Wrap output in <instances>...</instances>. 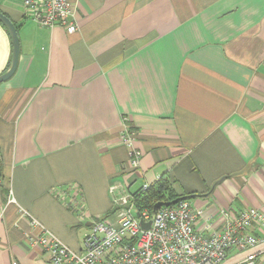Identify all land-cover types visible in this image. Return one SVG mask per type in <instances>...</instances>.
<instances>
[{"label": "crops", "instance_id": "obj_1", "mask_svg": "<svg viewBox=\"0 0 264 264\" xmlns=\"http://www.w3.org/2000/svg\"><path fill=\"white\" fill-rule=\"evenodd\" d=\"M0 12L20 39L0 84V264H51L33 219L83 251L113 186L165 177L207 215L264 213V0H78L72 34L30 20L22 0ZM12 59L0 21V76Z\"/></svg>", "mask_w": 264, "mask_h": 264}, {"label": "built area", "instance_id": "obj_2", "mask_svg": "<svg viewBox=\"0 0 264 264\" xmlns=\"http://www.w3.org/2000/svg\"><path fill=\"white\" fill-rule=\"evenodd\" d=\"M26 16L36 24L67 33L77 31L74 19L78 0H22ZM124 145L131 146L135 131L124 119ZM141 152L131 149L132 168H139ZM145 183L136 194H116L110 188L114 211L99 217L84 238V250L76 252L33 219L40 230L29 241L38 245L51 264H255L264 254V213L255 208L232 211L221 208L216 217L193 205L190 199L163 206L153 216L137 209V199L151 188ZM14 201V198H11ZM5 210H0V222ZM142 222L150 223L148 229ZM203 222V231L197 228Z\"/></svg>", "mask_w": 264, "mask_h": 264}, {"label": "trees", "instance_id": "obj_3", "mask_svg": "<svg viewBox=\"0 0 264 264\" xmlns=\"http://www.w3.org/2000/svg\"><path fill=\"white\" fill-rule=\"evenodd\" d=\"M169 180L162 177L156 184H154L148 191L141 194L137 199V209L139 211L148 210L153 213L154 206L159 202H172L181 198Z\"/></svg>", "mask_w": 264, "mask_h": 264}, {"label": "water", "instance_id": "obj_4", "mask_svg": "<svg viewBox=\"0 0 264 264\" xmlns=\"http://www.w3.org/2000/svg\"><path fill=\"white\" fill-rule=\"evenodd\" d=\"M0 21L9 30L11 37H12V42H13L12 66L5 74L0 76V84H1L3 82H6L7 80H9L14 75V73L18 67V62H19V57H20V39H19L17 27L14 25V23L11 21V19L8 16H6L5 14H3L2 12H0ZM193 197H195V196L191 195V196H185V197L178 198L172 202H159L154 206L153 216L155 215L156 211L163 206L175 205L181 200L191 199ZM142 226L144 228L148 229L150 227V223L142 222Z\"/></svg>", "mask_w": 264, "mask_h": 264}, {"label": "rangeland", "instance_id": "obj_5", "mask_svg": "<svg viewBox=\"0 0 264 264\" xmlns=\"http://www.w3.org/2000/svg\"><path fill=\"white\" fill-rule=\"evenodd\" d=\"M86 231H87V230H86ZM86 231H85V232H86Z\"/></svg>", "mask_w": 264, "mask_h": 264}]
</instances>
